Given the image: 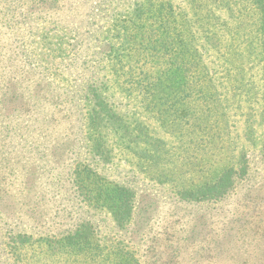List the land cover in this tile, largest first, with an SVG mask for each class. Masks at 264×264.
I'll return each instance as SVG.
<instances>
[{
	"label": "rangeland",
	"instance_id": "rangeland-1",
	"mask_svg": "<svg viewBox=\"0 0 264 264\" xmlns=\"http://www.w3.org/2000/svg\"><path fill=\"white\" fill-rule=\"evenodd\" d=\"M1 6L13 17L0 20V120L13 115L29 130L6 134L0 122V264H184L210 255L212 243L216 264H264V234L252 236L264 231L261 12L252 0ZM139 7V27L123 31ZM100 82L117 115L113 134L103 131L107 161L87 148L81 97ZM240 162L246 173L221 202L177 195ZM88 169L131 191L129 222L118 226L98 207L111 203L102 180L71 176ZM85 223L77 246L63 240Z\"/></svg>",
	"mask_w": 264,
	"mask_h": 264
},
{
	"label": "trees",
	"instance_id": "trees-1",
	"mask_svg": "<svg viewBox=\"0 0 264 264\" xmlns=\"http://www.w3.org/2000/svg\"><path fill=\"white\" fill-rule=\"evenodd\" d=\"M4 0H0V20L4 22H9L13 15L11 14L12 11H9L7 8H3L1 6V3ZM256 8H258L261 12V32H262V55H263V77H264V1L263 0H252ZM141 8L134 9V17L133 20L129 23L124 24L121 29L123 31L125 29L129 30L130 27L128 25H136L139 27V23L136 21L139 18V15L141 13ZM125 30V32H127ZM137 34H139V30H136ZM117 58V57H116ZM118 59V58H117ZM106 82H100V84L95 83H89L86 87L83 88V93L81 94V97L85 100L86 105H88L89 109L87 110V115L85 116V141L87 144V148L89 151L94 153V155L99 156V158L103 161L109 160V152L107 150V140L105 137V133H112L113 134V128L114 125L117 123V115L114 112L111 104L107 101V96L105 95L104 91L107 90L105 85ZM122 91L124 88L121 89ZM2 113L0 111V117ZM13 115H6L3 117L1 122V130L3 132L12 133V132H27L29 130L28 127H25L22 123H19L18 126V119H15V123L13 124ZM105 131V133L103 132ZM121 142V140H120ZM126 144V142H125ZM246 173V165L244 163H237L236 166H231L228 168H223L221 173L212 181L208 183H204L200 186H198L195 189H187V188H180L177 191V195L180 197L181 200L189 203H219L222 200L226 199L231 193L234 184L235 179L238 177V175ZM75 175L77 177L78 181L82 183L84 180L88 179H95L98 178L103 181V184L100 185L101 189H104L103 192L109 193V201L111 202L108 205H105V201H102V207L98 206L100 209H107L112 216L113 221L118 226H123L125 223L130 221L131 216V210L132 206L134 205V198L131 191L125 187V186H119L116 183L110 182L102 177H100L96 171L92 169H88L87 171H84L83 173H77V171H74L71 173V176ZM82 180V181H81ZM81 188V186H80ZM97 198V197H96ZM95 199V198H94ZM82 230L78 228L77 233L73 236H65L63 240L68 241V244H71L73 246H77V243L73 240H76L77 238H82L83 232H86V230H90V226H88V223L81 225ZM215 232V231H214ZM214 232L210 233L209 240L212 242L215 238L216 234ZM264 234V231L262 232H254L252 236H259V234ZM250 235H245V237ZM21 236H18L17 238H20ZM20 243L25 242L24 238H21L19 240ZM210 244V243H209ZM211 248H209L210 255H198L199 257L193 260V257H190L189 260L185 262L184 264H216L217 260L215 262L216 254L213 252V248L215 249V245L213 243L210 245ZM213 247V248H212ZM179 252V249H178ZM176 253V258H174L175 263H179L183 261V257L178 259L180 256H182V252ZM184 253V252H183ZM135 260L131 261L132 263ZM224 261V260H223ZM226 261V260H225ZM119 264H125L120 262ZM224 264H246V261L243 262H225Z\"/></svg>",
	"mask_w": 264,
	"mask_h": 264
}]
</instances>
